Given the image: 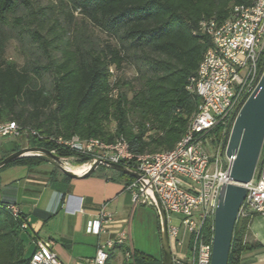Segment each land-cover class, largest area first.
<instances>
[{"label": "trees", "instance_id": "1", "mask_svg": "<svg viewBox=\"0 0 264 264\" xmlns=\"http://www.w3.org/2000/svg\"><path fill=\"white\" fill-rule=\"evenodd\" d=\"M59 1L63 24L55 19L44 30V11H53L55 4L39 9L32 0H0V122L15 121L20 134L26 132L29 146L55 149L58 156L74 153L56 149L54 143L30 131L42 136L97 137L106 142L122 136L129 150L138 154L171 149L200 103L199 97L186 89L210 45L207 37L194 33L198 22L210 17L224 19L234 4L250 2ZM75 12L80 15L79 23L74 21ZM71 23L75 25L72 34L65 36ZM89 25L113 42L99 46L86 33ZM24 29L43 58L30 67H19L4 56L6 43L15 35L21 38ZM123 63L133 65L136 87L128 80L110 84V70ZM44 75L49 77V85L42 82ZM115 87L119 88L117 94L113 93ZM128 89L132 90L130 96ZM111 122H115L114 129ZM18 149L20 146L5 151L0 160ZM87 160L82 157L79 164ZM45 161L49 159L44 155L23 156L2 167ZM97 169L106 172L108 179L125 184L133 180L105 165ZM6 204L0 203V264H28L34 249L26 257L28 250L21 235L26 230L21 227L23 216H11ZM248 224V219L235 222L228 264H240L242 252L254 247L245 240ZM133 255L135 264H163L162 257L154 258L136 249Z\"/></svg>", "mask_w": 264, "mask_h": 264}, {"label": "built area", "instance_id": "2", "mask_svg": "<svg viewBox=\"0 0 264 264\" xmlns=\"http://www.w3.org/2000/svg\"><path fill=\"white\" fill-rule=\"evenodd\" d=\"M194 33L207 37L210 43L186 85L200 103L171 149L138 154L129 150L122 136L106 142L97 137L42 136L30 131L54 143L56 149L74 153L57 155L67 169L74 167L70 159L87 157L79 165L88 168L95 161L101 165L111 162L134 171L137 177L125 188L135 205L148 204L158 212L156 197L160 200L166 212L173 264H210L217 197L221 185L230 181L233 157L226 154L229 137L236 115L264 70V0L234 4L229 16L221 20L201 19ZM19 135L20 127L15 121L0 122V139ZM51 152L56 154L55 149ZM243 185L246 195L236 221H250L254 214L264 216V141L253 177ZM5 209L14 218L20 216L13 203L6 204ZM172 215L180 217L179 223L173 222ZM113 220L102 206L97 217L88 221L86 231L100 235ZM21 227L26 228L25 221ZM185 243L187 255L179 257L176 252ZM34 244L28 264H107L117 247H121L123 264H135L125 230L115 239L98 243L92 257L72 262L58 258L50 239H37Z\"/></svg>", "mask_w": 264, "mask_h": 264}, {"label": "crops", "instance_id": "3", "mask_svg": "<svg viewBox=\"0 0 264 264\" xmlns=\"http://www.w3.org/2000/svg\"><path fill=\"white\" fill-rule=\"evenodd\" d=\"M8 150L3 149L0 142V157ZM0 203H13L20 210L26 223L23 237L30 252L35 240L50 239L54 242L52 250L63 262L90 258L98 243L115 239L122 230L127 231L133 250L143 252L145 249L148 233L145 236L142 230L141 204L132 202L124 182L108 179L106 172L97 168L87 176L73 178L65 175L51 160L37 165L13 163L4 166L0 168ZM102 206L113 215V222L100 235L87 233L88 221L97 217ZM150 235L156 243L158 231L153 228ZM245 240L254 247L242 252L240 264H264L263 215L252 216ZM120 248L112 254L113 257L120 254L119 263L123 264ZM187 252L185 243L176 254L184 257ZM161 257L162 251L157 258Z\"/></svg>", "mask_w": 264, "mask_h": 264}, {"label": "water", "instance_id": "4", "mask_svg": "<svg viewBox=\"0 0 264 264\" xmlns=\"http://www.w3.org/2000/svg\"><path fill=\"white\" fill-rule=\"evenodd\" d=\"M264 141V70L254 89L241 106L233 123L226 154L233 157L229 178L230 181L221 185L214 212V230L210 264H228L229 252L233 236L234 225L239 208L245 198L246 184L255 172L262 144ZM31 151V154L24 152ZM31 155H44L53 161L59 169L69 177L87 176L99 165L100 161L92 163L81 174H75L59 162L56 154L43 147L33 146L20 148L0 160V167L16 158ZM107 167L123 172L132 177L137 174L121 164L106 163ZM158 216L160 219V241L162 249V263H172V251L167 229L166 212L156 197Z\"/></svg>", "mask_w": 264, "mask_h": 264}, {"label": "rangeland", "instance_id": "5", "mask_svg": "<svg viewBox=\"0 0 264 264\" xmlns=\"http://www.w3.org/2000/svg\"><path fill=\"white\" fill-rule=\"evenodd\" d=\"M33 4L37 8H43L44 7H49L51 4H55V8L53 11H44L46 12L45 16V26L44 30H47L49 25L51 23L55 22V19H57L60 23L63 24L64 22V15L60 11V1L59 0H32ZM47 10V9H45ZM74 21L80 22V15L75 12L74 14ZM32 26V25H31ZM74 23L70 25V29L67 28V33L65 36H70L72 34V29L74 27ZM56 29H58V26H56ZM23 31V36L21 38L14 36V38L6 43L5 49H4V56L7 59H11L15 61L19 67H30L35 61H41L43 60L41 56L40 50L32 45L30 42V38L28 35L27 30H21ZM86 33L88 34L89 38L93 41H95L99 46H102L106 41L113 42V40L105 34L103 31L99 30L97 27L93 25H89ZM16 37V38H15ZM111 71V77H110V84L114 85L115 81L119 80H128L132 81L133 83V76L135 75V70L133 68L132 64L129 63H123L120 68L117 69H112ZM47 81V85H49V77L47 75H44L42 77V82ZM134 87H136V83H133ZM125 88V87H124ZM118 87H115L113 90L114 94L118 93ZM128 95H131L132 90L130 91L129 89ZM111 129H114L115 127V122H111ZM151 133V131H149ZM2 144L3 149H11L15 146H20V148H25V147H33L29 146L27 143V138H26V132H22L19 136L17 137H4L0 140ZM70 165L72 166H77L79 165V161L70 159L69 161ZM139 207L142 209V230L146 233H148V236L146 237V241L144 242L145 244V249L143 250L144 253L151 255L154 258H157L161 255V243H160V219L158 216V212L155 210L153 206H149L148 204H141ZM173 222L179 223L180 217L177 215H172ZM134 215H133V226H134ZM155 229L158 231V239L156 243H154L151 239V230ZM21 235L23 236L24 233L22 232ZM182 248V247H181ZM29 252L26 255L29 256ZM121 255L119 254L118 256L111 257L108 261L107 264H120L119 261L121 259Z\"/></svg>", "mask_w": 264, "mask_h": 264}, {"label": "bare ground", "instance_id": "6", "mask_svg": "<svg viewBox=\"0 0 264 264\" xmlns=\"http://www.w3.org/2000/svg\"><path fill=\"white\" fill-rule=\"evenodd\" d=\"M25 154H31V151H26L24 152ZM71 169L72 172L78 173L81 171H85L87 169V165H79V166H75V167H69Z\"/></svg>", "mask_w": 264, "mask_h": 264}]
</instances>
